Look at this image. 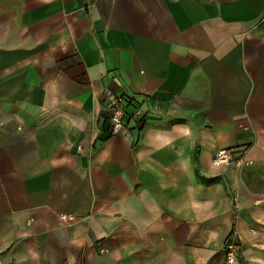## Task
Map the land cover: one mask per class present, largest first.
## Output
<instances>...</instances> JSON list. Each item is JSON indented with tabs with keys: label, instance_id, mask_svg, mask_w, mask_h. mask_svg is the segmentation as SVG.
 <instances>
[{
	"label": "crops",
	"instance_id": "1",
	"mask_svg": "<svg viewBox=\"0 0 264 264\" xmlns=\"http://www.w3.org/2000/svg\"><path fill=\"white\" fill-rule=\"evenodd\" d=\"M227 148L249 164L216 168ZM231 242L264 264V0H0V264Z\"/></svg>",
	"mask_w": 264,
	"mask_h": 264
},
{
	"label": "built area",
	"instance_id": "2",
	"mask_svg": "<svg viewBox=\"0 0 264 264\" xmlns=\"http://www.w3.org/2000/svg\"><path fill=\"white\" fill-rule=\"evenodd\" d=\"M115 113L111 119L112 135L116 136L125 129V117L126 113L122 108L124 98L120 97L116 100ZM213 164L216 168H227L234 166L237 169H241L249 164L248 151H242L239 155L233 149H220L217 151L213 159ZM63 220H73L72 216H62ZM241 249L236 242L227 244L226 258L228 264H237L240 258Z\"/></svg>",
	"mask_w": 264,
	"mask_h": 264
}]
</instances>
